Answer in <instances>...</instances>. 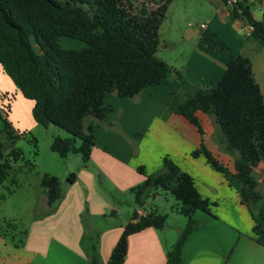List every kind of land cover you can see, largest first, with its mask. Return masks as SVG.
<instances>
[{
	"label": "trees",
	"instance_id": "1",
	"mask_svg": "<svg viewBox=\"0 0 264 264\" xmlns=\"http://www.w3.org/2000/svg\"><path fill=\"white\" fill-rule=\"evenodd\" d=\"M155 1V8L142 3L133 10L131 0H0V64L22 95L34 101L31 113L35 122L45 128L55 125L68 133L67 137L54 136L50 149L62 158L79 154L85 168L95 146L93 127L112 112L104 99L113 93L132 98L175 78L183 97L176 101L174 96L173 112L184 117L201 136L203 128L196 111L213 118L218 143L233 157L243 201L257 210L264 196L253 170L264 154V100L251 59L246 54L235 55L214 86L190 83L155 56L160 44L158 30L171 0ZM227 1L221 0L222 4ZM246 2L232 4L226 19L228 23L240 20L251 25L253 34L264 40V24L252 17ZM60 37L79 39L86 46L80 50L62 48ZM200 154L212 169L224 170L202 140L191 151L194 158ZM137 170L145 176L130 188L137 205L144 204L152 188L169 191L181 202L186 226L167 249L165 262L181 264L183 243L189 233L201 227L195 212L211 214L215 203L202 197L193 178L167 156L161 169L152 174H146L142 166ZM75 179L76 175L69 173L66 182ZM40 183L51 213L63 197V188L58 177L48 173L42 175ZM165 221L166 214L157 211H133L104 264H123L129 235L147 227L162 229ZM81 222L88 236L84 241L90 264H99V234L85 227L82 218Z\"/></svg>",
	"mask_w": 264,
	"mask_h": 264
},
{
	"label": "crops",
	"instance_id": "2",
	"mask_svg": "<svg viewBox=\"0 0 264 264\" xmlns=\"http://www.w3.org/2000/svg\"><path fill=\"white\" fill-rule=\"evenodd\" d=\"M246 1L252 17L259 20L257 3ZM222 7L219 0L217 11L226 18ZM230 25L242 38L229 32L227 45L223 43L221 47L212 46L206 38L211 25L203 31L191 25L185 28L184 38L192 43L184 68L185 77L190 83L214 86L229 60L239 53L246 54L251 59L253 75L264 100V40L248 32L240 20ZM197 37L199 40H194ZM203 38L205 46L201 43ZM178 89L173 78L150 86L132 98L108 95L104 104L110 106L112 112L92 130L95 146L89 165H97L98 170L67 173H74L75 181L67 183L63 199L53 213H46L30 223L21 248L14 247L0 233V264H90L84 241L88 236L81 222L84 204L87 203L92 215L115 208L113 199L100 191L99 180L110 181L116 191L122 193L144 180L145 176L137 167L142 166L146 174H151L156 171L153 168L162 165L165 156L193 178L202 197L215 203L211 214L195 212L201 227L189 233L183 243L181 264H264V199L253 217V210L243 201L242 182L235 176L233 157L222 153L217 143L213 144L215 125L211 116L196 111L203 128L201 136L184 117L172 110L167 112L168 103ZM33 105L34 101L22 95L0 64V123L7 122L18 131L38 125L32 117ZM201 140L211 155L222 165L232 166L231 170H193L198 165L209 166L202 154L191 156ZM253 173L264 196V154ZM134 211L148 212L139 205ZM129 221L100 230L96 250L99 264L106 263L123 226ZM95 227L91 222L93 231ZM158 230L147 227L129 235L123 264H165L167 248Z\"/></svg>",
	"mask_w": 264,
	"mask_h": 264
},
{
	"label": "rangeland",
	"instance_id": "3",
	"mask_svg": "<svg viewBox=\"0 0 264 264\" xmlns=\"http://www.w3.org/2000/svg\"><path fill=\"white\" fill-rule=\"evenodd\" d=\"M131 1L133 10L138 9L142 3L155 8L157 2L155 0ZM217 2L219 3V0H171L167 4L165 16L158 30L160 44L155 56L168 63L185 77L184 68L192 47V43L184 38V30L189 27L187 23H190L193 28L198 27L200 23H207V26L211 25L209 31L206 32V38L209 39L211 42L209 44L212 46L216 44L219 47L224 44L227 45L226 39H228L229 32L240 36L232 29L227 19L222 18V14L217 11ZM212 20L215 21L213 24L211 23ZM211 38L214 40L212 41ZM194 40L199 39L197 37ZM201 43L202 46H205V38L202 39ZM59 44L62 48L76 50L86 46L83 41L69 37H60ZM174 96L176 101H180L183 97L179 89ZM173 98L171 101L174 100ZM173 104L174 102L168 103L167 112L173 111ZM212 122L215 125V133L212 136L213 144L214 142L217 143L218 149L222 153H226L222 145L217 142L219 138L218 128L214 120ZM0 130L2 135L0 138L2 139L0 140V233L14 247L21 248L22 240L25 239L30 223L46 213H53L63 199L62 197L53 212L48 213L49 207L46 204V196L40 183L42 175L48 173L58 177L64 196L68 188L66 177L69 171L75 173L77 170H98V168L97 165L83 167L79 154H68L62 158L53 152L50 149L53 137L68 136L66 131L55 125H49L47 128L36 125L24 131H18L13 130L7 122H4L0 123ZM161 167L162 165L153 169L158 171ZM223 167L224 170H231L232 166L223 165ZM193 170L214 169L210 166L206 168L202 164ZM98 183L100 191L113 199L115 208H106L102 214L92 215L85 202L83 211L85 208L87 211H82L81 218L88 229L91 228V222H93L96 227L95 231L92 228L91 231L98 232L100 235V230H109L117 225L119 227L123 221L130 220L137 204L134 194L130 191L131 187L120 193L116 191L115 185L110 181L102 182L99 180ZM139 206L143 210H153L166 214L165 225L158 231L165 247L169 249L186 226L187 218L180 211L181 202L169 191L152 188L144 204ZM116 209L118 210L117 213L114 212ZM253 210L255 214L256 210Z\"/></svg>",
	"mask_w": 264,
	"mask_h": 264
},
{
	"label": "built area",
	"instance_id": "4",
	"mask_svg": "<svg viewBox=\"0 0 264 264\" xmlns=\"http://www.w3.org/2000/svg\"><path fill=\"white\" fill-rule=\"evenodd\" d=\"M237 1L239 0H228L226 4H223V7H222V12H223V16L224 17H227L228 14H229V7L236 3ZM249 2H252V3H257L258 5V9H259V13H260V17H259V20L260 22H262L264 24V0H248ZM188 25H191L190 23H188ZM206 26L207 24L206 23H200L199 24V29L201 31L205 30L206 29ZM245 28L248 32H252L253 31V27L249 24H245Z\"/></svg>",
	"mask_w": 264,
	"mask_h": 264
}]
</instances>
